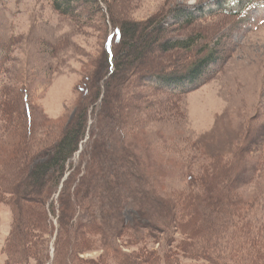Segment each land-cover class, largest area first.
<instances>
[{"label": "rangeland", "instance_id": "374dc122", "mask_svg": "<svg viewBox=\"0 0 264 264\" xmlns=\"http://www.w3.org/2000/svg\"><path fill=\"white\" fill-rule=\"evenodd\" d=\"M217 1L97 0L95 4L84 0L74 5L73 15H63L55 9L53 0H0V168L4 157L11 159L16 154L14 145L21 140L31 141L33 149L38 143L50 144L54 138L46 128L61 129L77 108L88 105L87 137L73 164H86L91 155L101 157L97 149L93 151L96 144L103 145L100 161L105 160L109 173L113 170L120 177L126 175L127 179L116 184L118 191L127 190L119 197L111 193L110 200H106L105 187L94 183L86 207H76L74 221L97 220L109 246L116 247L113 237L119 217L129 221L131 213L138 210L141 196L128 199L127 191L130 189L136 195L145 188L146 183L137 180L144 173L143 168L150 175L160 177L153 184L155 188L164 189L162 192L171 195V200H178L191 188L203 193L205 185H200V181L208 177V182H212L213 173L243 158L245 178L251 173L255 175L243 188L240 202H251L246 215H250L256 230L257 223L264 226V0L248 4L243 17L235 18L223 15L222 10L240 12L246 6L245 0H224L222 7ZM182 14H191L195 19L193 24L184 26L179 17ZM126 20L140 25L141 31L148 35L160 24L162 44L197 40L190 51L161 53L157 47L155 52L147 54L149 62L142 68L130 69L134 76L126 75L123 88L117 91L115 85L106 88L95 102L92 97L98 84L108 87L115 81L106 74L104 50ZM212 51H216L219 61L212 63L196 84L169 88L171 93H162L149 88L155 84L149 78L142 79L150 70L185 75L194 63ZM107 110L110 113L104 117ZM136 147L146 152L140 157ZM136 154L140 161L131 157ZM125 157L130 159L122 165L120 160H126ZM89 162L94 168L96 162L92 159ZM79 166L80 172L85 173L86 167ZM97 167L101 168V164ZM2 175L6 178L5 173ZM78 178L73 188L79 185ZM221 185L226 187L227 183ZM2 186L11 188L9 184ZM2 198L0 264H5L7 245L18 234L15 225L20 208L14 205L18 204L16 197L3 194ZM57 198L43 206L35 200L23 204L30 211L46 213L50 235L44 238L42 246L48 248L47 264L54 263L60 232L57 217L50 215L51 203L56 209ZM144 204L148 205L149 201ZM147 215V220L158 224L164 216L158 218L154 212ZM68 235L71 238L72 231ZM166 236H161V243L150 246L151 250L164 254ZM176 237L181 239L180 235ZM14 240L10 253L16 257L23 250V240L20 234ZM121 250L132 258L138 254L132 247ZM110 251L97 249L81 259L119 264ZM164 261L158 264H165ZM178 264L207 263L192 262L181 256Z\"/></svg>", "mask_w": 264, "mask_h": 264}, {"label": "trees", "instance_id": "16d2710c", "mask_svg": "<svg viewBox=\"0 0 264 264\" xmlns=\"http://www.w3.org/2000/svg\"><path fill=\"white\" fill-rule=\"evenodd\" d=\"M82 1L84 0H53V4L61 14L73 15L74 5ZM245 1L247 2L246 6L242 7L240 12L232 13L222 10L223 15L233 18L243 17L242 13L247 5L254 4L259 0ZM85 2L96 4L97 0H85ZM216 4L222 7L224 0H218ZM179 17L184 26L192 25L195 20L191 14H182ZM120 28L114 37V40L118 41L113 40L109 48L106 46L104 50L106 74L115 81H111L108 87H101L98 84L92 97L95 102L101 97V94L103 95L106 88L109 90V88H113V85H115L116 91L123 88L127 83L126 75L134 76L130 69L135 71L142 68L145 63L149 62L147 54L155 52L157 47L160 48L161 53L175 50L190 51L197 40L191 38L186 41H168L162 44L163 29L160 24L155 25L151 29L152 34L149 35L144 33V30L141 31L140 25L127 20ZM114 42L117 43L118 48ZM216 54V51H212L204 56L200 61L194 63V67L185 75L175 72L153 73L150 70L142 79L148 81L149 78V81H153L155 84L149 85V88L156 92L171 93L168 91L169 88L193 85L201 80L205 76V70L212 63L215 64L219 61L216 59ZM89 109L88 105L77 108L61 129L48 126L46 130L51 131L54 138L50 144L38 143L33 149L30 147L31 141L20 139L21 142L13 146L17 149L13 158L4 157L2 159L0 200L3 199V194L16 197L18 204L14 205L20 208V214L15 231L16 234H20L23 240V250L15 257L10 253V249H13L14 237L16 238L18 234L13 237L6 248L8 261L5 264H31L32 261H35L36 264H47L49 262L48 248L42 246L45 242L44 238L50 235L46 213H40V210L30 211L23 204L35 200L36 204L43 206L46 201L55 196L58 197L57 207L55 209V204L51 203L50 215L57 217L60 232L55 246L56 256L53 264H103V260L97 263L92 260L84 262L81 256L97 249L103 251L106 249L107 251V248L111 250L110 254L119 264H158L162 259L165 260V264H178L181 256L192 262L202 261L207 264H264V226L257 223L256 230L252 218L250 215H246L249 212V210L246 212V209L251 202L246 204L240 202L243 188L248 186L255 175V173H251V176L245 178L246 171L244 172L242 167L244 165L243 158L229 163L228 169L213 173L212 182H208L210 181L208 177L200 181V185H205L203 193L199 190L196 193L191 188L184 195L178 197V200L174 198L171 200L169 198L171 195L162 192L164 189L159 191L155 188L153 184H156L160 177L150 175L149 170L143 168L144 173L139 175L137 180L146 183L145 188L142 189V192H137L136 195H132L134 192L130 189L127 191L128 199H138L141 196L138 201V210L131 213L129 221H126L122 216L119 217L121 219L116 223L118 227L114 229L113 237L116 247L108 245L107 238L102 235V225L97 220L91 219L85 223L75 222L76 207H86L84 204L91 197L94 183L98 182L102 185L101 188L105 187V192H108V195L105 196L106 200H110L111 193H115L119 197V194H125L127 190L126 188L123 191L121 188L118 191L116 184L123 178L127 179L126 175L120 177L119 173L113 170L109 173L104 166L105 160L103 163L100 161L103 158L100 153L104 150L103 145L96 144L93 151L94 153L97 149L101 157L96 155L95 160L93 155L90 156V160L96 162L94 168L90 167L92 166L90 160L86 164L80 162L79 165L87 168H84L86 172L82 173L80 166L73 164L74 157L79 153L80 147L87 137ZM30 111L31 108L28 106V117L31 115ZM105 112L104 117L110 113V110ZM4 113L7 114L5 111ZM57 131L59 133L56 135ZM146 147L149 148L148 145ZM136 150L140 157L146 152L144 148L136 147ZM125 151L130 152L128 149ZM131 157L137 161L141 160L137 154L131 155ZM125 158L126 160H120L122 165H125L130 159ZM100 164L101 168L97 167ZM245 169L247 170V168ZM3 173L6 174V178L2 177ZM232 175H234L233 179ZM77 178L80 180L79 185L73 188ZM241 180L245 182H241ZM3 183L9 184L11 188L3 187ZM222 183H227V186L222 187ZM203 196L205 198L202 199ZM183 200L185 201L181 203ZM148 201V205L144 204ZM8 202L11 200L9 199ZM116 209L118 210V208ZM151 212H154L158 218L164 215L160 219V224L157 221L147 220V214ZM212 216H214L213 221ZM69 231H72L73 234L71 238L68 235ZM215 231L218 232L217 235H215ZM164 234L167 235L164 254L151 250L150 246L163 241L161 236ZM175 235H180L181 239H176ZM97 238L100 240L98 241ZM121 240L122 244L119 245ZM40 246L42 249H39ZM122 247L135 248L138 254L132 258L122 252Z\"/></svg>", "mask_w": 264, "mask_h": 264}]
</instances>
